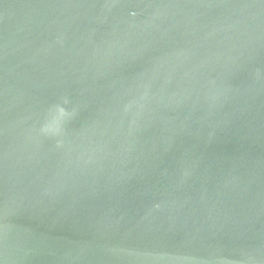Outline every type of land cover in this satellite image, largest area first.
Masks as SVG:
<instances>
[{
  "label": "water",
  "instance_id": "obj_1",
  "mask_svg": "<svg viewBox=\"0 0 264 264\" xmlns=\"http://www.w3.org/2000/svg\"><path fill=\"white\" fill-rule=\"evenodd\" d=\"M0 264H264V0H0Z\"/></svg>",
  "mask_w": 264,
  "mask_h": 264
}]
</instances>
